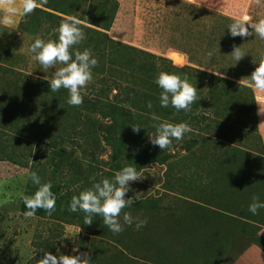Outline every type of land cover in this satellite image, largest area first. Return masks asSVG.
Wrapping results in <instances>:
<instances>
[{
	"label": "rangeland",
	"instance_id": "obj_1",
	"mask_svg": "<svg viewBox=\"0 0 264 264\" xmlns=\"http://www.w3.org/2000/svg\"><path fill=\"white\" fill-rule=\"evenodd\" d=\"M101 1L104 0H79L81 7L76 18L85 21L79 17L80 14L83 18L86 14L98 15L96 12ZM110 3L116 4V9L112 11L113 19L108 30L87 23L81 25L106 33L110 40L168 61H157L158 74H176L196 87L199 99L205 103L196 110L198 117L209 115L212 117L210 121L214 118L212 110L207 108L210 102L208 85L199 78L197 69L213 75L221 74L215 76L250 87L246 81L264 59V40L254 32L252 36L241 38L232 37L228 31L234 19L242 15L252 17L253 23L264 19V0H260L259 5L255 0H110ZM16 6L19 8L20 0H16ZM107 7L106 10H110V5ZM35 14L36 11H33L28 16ZM3 15V10H0V18ZM26 17L17 15L12 26L0 24V68L8 69L4 73L0 70V157H5L1 151L7 154L13 147L21 148L23 145L32 152L27 169L0 161V264H37L45 252L52 255L88 253L91 256V251L99 248L97 246H110L104 255L114 254L115 262H118V255L122 264L130 261H134L133 264H161L165 254L169 255V261H173L171 264H264V223L260 220L264 209H260L256 215L248 211L252 200H247L242 191L236 194V200L228 190L222 191L224 195L218 193V190L224 189L222 183L228 186L233 184L232 188L236 190L245 186L248 193L253 189L250 195L262 196L263 199L259 200L264 202V113L260 112H264V95L255 94L251 87L253 96L251 92L241 89L233 103L238 113L237 125H240V132L233 141L216 139L213 136L214 129L217 131L218 128L216 126L212 128V137L205 133L207 131L199 133L197 127L202 123L191 121L189 126L192 131L170 151L176 154L175 159L170 160L176 161L170 164L172 168L153 165L139 172L141 180L132 182L131 191L126 195L132 193L147 197L143 205L139 204L142 210L130 212L134 218H147L145 227L137 230L135 223L132 226L124 225V231L113 234L103 220L95 227L94 223L90 226L84 225V221L71 224L57 217L25 218L19 207L30 167L43 171L44 182L48 183L54 166L47 157L50 154L47 144L32 141V146H29L20 140L14 142L15 134L11 132L9 122L20 126L23 117L29 121L35 120L40 95L31 102L26 87L34 85L33 88L41 94L56 70H45L31 59L32 54L28 51L31 44L36 39L48 41L52 30L46 32L48 26L45 22V28L28 35L26 27L23 28L32 19ZM249 31L252 29L249 28ZM234 46L245 53L237 63L231 54ZM83 47L91 49L92 46ZM209 52L212 53L211 58L208 57ZM111 57L110 54L103 59L97 57L98 67ZM106 68L114 69L117 76L113 73L111 80L119 79L121 90L140 89L138 85H131L127 72L122 76L115 67L106 65ZM94 69L92 81L82 90V95L91 101L95 95L91 88L95 82ZM113 85L114 90L108 93V100L120 94L118 86ZM99 124L108 122L99 119ZM222 131L225 135L228 133L227 129ZM191 138L198 140L190 151L192 159L187 157L184 144L185 140ZM78 141V138L69 139L61 144L68 151L74 150L72 158L78 157L81 162L84 148L82 142ZM102 144L105 145L104 141ZM145 144H151L148 136ZM110 156L111 148L106 146V151L99 155L98 160L109 163ZM237 158L240 159L235 162ZM184 160L188 167L183 166ZM83 167L86 166L83 164ZM96 167L108 171L109 166L97 162ZM58 171L55 182L67 183L64 191L75 189L70 183L73 173H68L65 166ZM168 174L173 177L170 178ZM184 175H189L186 176L189 182ZM223 175H226L225 178ZM104 178L107 177L100 175L97 182ZM171 183L174 185L170 186ZM241 192L243 197L238 201ZM239 204L245 206V210L239 213L240 222L230 216V212L239 209ZM195 208L200 210L198 217H190ZM207 210L211 214L209 219L206 217ZM120 221L123 224V213ZM114 246L115 249L112 248ZM74 248L76 252H73Z\"/></svg>",
	"mask_w": 264,
	"mask_h": 264
},
{
	"label": "trees",
	"instance_id": "obj_2",
	"mask_svg": "<svg viewBox=\"0 0 264 264\" xmlns=\"http://www.w3.org/2000/svg\"><path fill=\"white\" fill-rule=\"evenodd\" d=\"M108 4L110 5V10H106L108 8L107 6H109ZM80 7L81 3L79 0H48V3L44 6L45 9L37 8L34 10L36 11L35 15L26 17L31 18L32 21L29 22L28 20V23L24 25L23 29L26 27L25 31L30 35L45 28L47 24L48 27L46 28V32L48 31L47 33H49V31L52 30L50 36L54 33L53 38L49 36L48 40H56L58 38L56 30L59 28L60 24L67 20V16L76 17V13L79 14ZM115 9L116 4L112 5L110 0H104L100 2V6L98 7V12H96L98 15H95V13L91 16L86 14L87 16L83 18L81 17L82 14H80L79 17L85 21L87 20V23L90 25L108 30L113 19L112 11ZM45 22L47 23L45 24ZM30 26H32V28H30ZM79 27H81L86 34V39L82 41L81 44L83 46H92L91 51L95 55L94 58L98 57L103 59L106 54L112 56L110 59L106 60L102 66H97L94 69L95 82L91 84V88L93 89L92 92L95 93L92 97L93 101L88 100L83 95V103L78 107H72L67 104L68 92L66 90L61 89L58 92H51L50 86L47 84L43 92L39 94V92L33 88L34 85L30 84L29 87H26V94L29 96L28 100H31V102L35 99L37 100L40 95L35 120L29 121L26 117L21 119L20 115V119L23 121V125L21 124L23 127H21V125L17 126L13 121L9 122L11 132L15 134L13 135L14 142H19L18 140H20V142H27L29 146H32L33 142L39 141L41 144H47L50 148V154L47 157L50 162L53 163L52 165L54 166V169H52V178H50L49 182L52 185L51 191L56 196V211L51 216H48L44 210L39 209L35 216L42 218H62L71 224H75V221H84L85 215L82 211L70 212L68 210L72 197L87 189L88 185L91 186L94 181L97 182L100 175L106 176L107 178L108 176L113 178L116 171L129 165L136 167L138 172L145 169L147 170L153 165L172 168V166L170 167V164H174L176 161L170 160L176 156L175 153L171 154L169 150L162 151L158 146L145 144L148 132H154L152 125L155 122L151 119L153 112L158 115L161 120H166L173 124L184 123L187 120H189L187 122L188 125L191 124V121H195L197 124L202 123V126L197 127L198 132L202 133L207 131L209 133H205L211 137L212 128L216 126V128H218L217 131L214 129L213 136L216 139L219 138L220 140L225 141H229L230 139L231 142L240 132L238 128L240 125H237L238 121L236 117L238 113H236L237 111L234 109L233 103L235 99H237L238 93L241 92V89L251 92V95L253 96L252 89L246 85L217 77L211 73L197 69L199 78L208 85L210 102L208 107H206L212 110L211 113L213 112L214 118L212 121H210V118L212 117H209V115L200 117L196 116V110L205 106L202 99H199L196 103L192 104L191 111L188 113H185L184 111L177 112L172 107L162 108L160 107L159 102L161 89L154 81L158 74L157 61H168L160 59L152 53L136 49L130 45L110 40L106 33H101L100 31L90 29L83 25H79ZM81 44L75 46L73 51H83L84 47L80 46ZM106 65L115 67V70L119 71L122 76H125V72H127L131 78V85H138L140 89L122 88L121 90L118 85L119 79H115V81L111 80V77L115 72L114 69L106 68ZM0 70L2 73L8 71V69L4 68H0ZM9 70L13 71V69ZM109 73L111 74L109 75ZM114 75L117 76L115 73ZM34 80L37 81V79ZM113 84L118 86L120 94H115L111 100H108V93L114 90ZM28 89L30 92H28ZM30 89H32V91ZM148 102L152 103L153 107L151 109L147 107ZM20 114H22V112ZM97 116L99 117L96 118ZM99 119L106 120V123L108 122V124H99ZM26 121L27 123L24 124ZM29 123L30 125H28ZM135 125L142 127L138 133L132 131L131 126ZM59 127L60 129H58ZM221 129H227L228 133L225 135ZM101 132L103 133L101 134ZM21 136H26L27 138L22 139ZM75 138L79 139L77 143L82 142L83 144L84 157L81 162H79L78 157L72 158L74 156V150L68 151L64 149L61 144L62 142H68L69 139ZM102 141H104L105 145L102 144ZM179 142L173 141V148H175ZM184 144L185 149L188 151L187 157L192 159L193 154L190 151L198 144V140L195 138L187 139L184 141ZM231 145L232 144H229V146ZM106 146L111 148V162L109 163L98 160L99 155L106 151ZM1 152L5 153V157H0V161H8L16 166L27 169L28 159L32 153L31 149H26L23 145L21 148L13 147L10 153L7 154L5 151ZM40 154H42V152H40ZM240 158H237L234 161L237 162L238 159L241 161L242 156ZM54 160H56L55 163ZM97 162L102 165H108V171L102 168H97ZM83 164L86 166L85 168L83 167ZM64 166L67 167L68 173H73L70 177V183L75 189H72V191L63 190L68 186L67 183L55 182L57 178L56 174L59 172L58 170ZM183 166L188 167L186 160L183 161ZM33 171L40 177L41 183H46L44 182L43 171H37L34 170V167H30V172ZM29 173L27 175L22 197L25 195H33L38 188V185L33 184L29 179ZM168 176L170 178L173 177L171 174H168ZM186 176L189 175H184V177ZM225 176L226 175H223L224 178ZM219 177L221 179V174H219ZM186 178L184 179L189 182V177ZM62 183L64 185H60ZM220 183H222V181H220ZM172 185L174 184L171 183L170 186ZM222 185L221 186L224 189L218 190V193L224 195V192L222 191L228 190L229 194L234 195L233 197L235 200L236 194L240 191L244 192V197L247 200L251 199L253 196V194L250 195L253 192V189H250V193H248L245 186L242 188L239 186L238 188L240 189L236 190V188H232L233 184L228 186L227 184L222 183ZM242 192L239 194L238 201L243 197ZM22 197L19 209L23 214L27 209L23 203ZM134 197L135 195L132 193L126 195V199H134ZM146 198L147 197L143 195L139 196V199H137L129 208L124 209V211L135 212L142 210L143 207L139 206V204L143 205ZM259 198H261V200L263 199L262 196H259ZM237 208L239 209L230 212V216L240 222L241 218L239 213L240 211L245 210V206L239 204ZM198 211H200L198 208L192 210L190 217L193 216L194 218H197ZM206 214V217L209 219L211 217L210 211L207 210ZM261 214L262 216L260 217V220L264 223V211L261 212ZM194 218L192 220H194ZM100 220H102V217L94 216L93 225L96 227ZM117 246L118 245H116V247ZM80 247L85 248L82 245H80ZM97 247L99 248H95L91 251L90 258L92 264H122L118 259V255H116L118 262H115L114 254L107 256L104 255L106 254V251L110 250L108 249L110 246ZM112 248L115 249V246ZM138 250H140V248ZM165 255L166 257L162 258L161 264H171L173 261H169L168 254ZM156 261L159 262V260ZM133 263L134 261H130L127 264Z\"/></svg>",
	"mask_w": 264,
	"mask_h": 264
},
{
	"label": "clouds",
	"instance_id": "obj_3",
	"mask_svg": "<svg viewBox=\"0 0 264 264\" xmlns=\"http://www.w3.org/2000/svg\"><path fill=\"white\" fill-rule=\"evenodd\" d=\"M47 3L48 0H20L18 8L16 0H0V10L4 12L3 17L0 18V24L12 26L16 22L14 18L17 15L28 16ZM255 3L259 5L260 0H255ZM83 23H87V20L82 21L70 16L56 30L58 33L56 40L36 39L28 49L32 54L31 59L38 62L42 68L45 70L56 69L53 78L48 81L50 91L66 90L68 92L67 104L72 107H78L83 103L82 90L86 89L92 81V70L98 66V60L94 58L91 49L73 52L74 47L86 39L85 32L79 27ZM249 28L252 29L251 32ZM228 31L232 37L241 38L252 36L254 32L261 40H264V19L253 23L252 17L246 14L242 15L240 18L234 19L228 26ZM231 54L236 63L245 56L240 47L235 46ZM211 56L212 53L209 52L208 57L211 58ZM58 65L60 67H57ZM154 82L161 89L159 102L162 108L172 107L177 112L188 113L191 111L192 104L199 100L196 87L190 84L187 79H181L176 74L160 72ZM246 83L256 93L264 95V59H261ZM147 107L151 109L152 103L148 102ZM151 119L155 123L152 125L154 132H148L149 142L153 146H158L162 151L174 150L173 141H182L185 134L192 131L186 122L173 124L161 120L154 112ZM131 127L134 133H138L142 128L139 125ZM29 179L33 184L38 185V188L33 195L22 197L27 209L23 215L25 218H32L36 215L37 210L42 209L48 216H51L56 211V196L51 191V183H41L40 177L34 171L29 173ZM139 180L141 177L136 167L124 166L115 172L113 178L94 181L90 188L74 195L68 210L70 212L82 211L85 214L84 225L88 226L93 223L94 216L102 217L103 224L113 234L124 231V225L132 226L134 223L136 229L139 230L147 225V218H134L130 212L124 211L139 199L140 194H136L134 199H126V194L131 191L130 184ZM251 200L248 211L256 215L260 209H264V202H261L256 195H253ZM122 213L123 224L120 221ZM76 251L77 249L74 248L73 252ZM37 264H92V261L88 253L52 255L45 252Z\"/></svg>",
	"mask_w": 264,
	"mask_h": 264
},
{
	"label": "crops",
	"instance_id": "obj_4",
	"mask_svg": "<svg viewBox=\"0 0 264 264\" xmlns=\"http://www.w3.org/2000/svg\"><path fill=\"white\" fill-rule=\"evenodd\" d=\"M183 55V54H182ZM254 93L256 94V92L254 91Z\"/></svg>",
	"mask_w": 264,
	"mask_h": 264
}]
</instances>
